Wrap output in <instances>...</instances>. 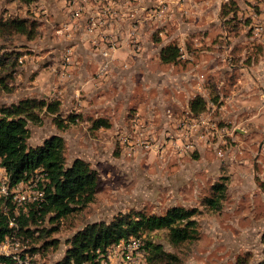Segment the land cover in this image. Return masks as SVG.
<instances>
[{"label":"rangeland","instance_id":"1","mask_svg":"<svg viewBox=\"0 0 264 264\" xmlns=\"http://www.w3.org/2000/svg\"><path fill=\"white\" fill-rule=\"evenodd\" d=\"M31 1L0 0V28L7 30L5 24L12 19H27L28 30L33 34V38H29V33L10 30L0 34V109L26 98L48 104L57 102L56 114L46 107L34 109L38 118L28 121V145H40L52 135L60 134L66 142L67 165L83 158L100 178L94 201L79 206L67 217L53 219L54 214L50 213L45 226L26 232L30 250L36 254L34 263L55 264L61 260L72 236L91 222H109L122 213L134 211L164 214L180 205L198 209L199 237L175 245L166 229L146 232L147 240L161 244L167 253L166 259L158 264H260L264 260V125L258 134H245L238 127L250 129L252 124L242 118L220 120L218 133L202 140L200 145L195 141L189 147L185 139L178 140V134L158 132L148 119L143 123L144 115H137L139 108H128L129 121L124 129L115 114L95 112L89 106L63 107L59 87L53 81L49 83L55 78V59L39 55V46L29 44L42 35L39 15L34 12L20 15L22 4ZM248 1L255 17L245 11ZM211 7H217V12L213 9L204 18L192 20L196 28L189 40L181 43L176 38L170 43L179 47L180 57H205L195 64L200 65L203 84L210 87L205 96L207 104L210 108L214 104L232 111V88L227 82L218 89L212 66L218 61L219 71L223 70L229 80L234 68L230 55L262 52L263 44L253 45L251 38L257 26L264 25V0H214L207 9ZM241 34L245 40L238 44L237 37ZM208 55L228 56L217 59L214 56L210 61L212 57ZM45 69L52 74L43 73ZM121 86L122 80L112 81V97L120 92ZM249 113L245 111L243 117ZM56 115L65 124L64 129L55 123ZM98 117L113 121L110 132L94 127L93 121ZM223 127L225 130H220ZM218 180L227 182V196L221 209L213 210L205 199ZM52 240L55 242L46 243ZM148 264L157 262L148 258Z\"/></svg>","mask_w":264,"mask_h":264},{"label":"crops","instance_id":"2","mask_svg":"<svg viewBox=\"0 0 264 264\" xmlns=\"http://www.w3.org/2000/svg\"><path fill=\"white\" fill-rule=\"evenodd\" d=\"M211 4L214 0H32L22 4L20 15H39L42 35L28 43L39 46V55L55 59V78L48 82L59 87L63 107L89 106L95 112L115 114L120 122L115 121L122 123L124 129L129 121L128 108H139L137 115H144L143 123L148 119L158 132L176 133L178 140L200 145L202 140L218 133L215 123L220 120L242 118L252 124L250 129L238 127L245 134H258L264 125V25L257 26L251 38L257 43L253 45L263 44L262 52L230 55L234 61L228 77L231 79L223 70L219 71L218 61L212 66L218 89L227 82L232 88V111L213 104L219 110L207 117L204 124L196 125L210 106L195 114L190 101L198 94L205 97L210 89L200 79V65L195 64L205 57L181 55L177 62L161 60L162 48L172 40L178 38L185 43L191 38L196 28L194 18L202 19L213 9L217 12V7L207 9ZM251 9L248 1L245 11L255 17ZM244 40L242 34L237 37L238 44ZM107 49L112 70L102 74L99 69ZM214 56L217 59L226 55H211L210 61ZM44 72L52 74L50 69ZM57 77L64 79L58 81ZM120 80V92L112 97V81ZM247 110L251 113L243 117ZM108 122L110 126L101 127L110 132L113 121Z\"/></svg>","mask_w":264,"mask_h":264},{"label":"trees","instance_id":"3","mask_svg":"<svg viewBox=\"0 0 264 264\" xmlns=\"http://www.w3.org/2000/svg\"><path fill=\"white\" fill-rule=\"evenodd\" d=\"M5 25L7 30L0 28V34L10 30L9 32L20 34L29 33V38H33L32 31L27 27V19H12ZM179 57L180 50L175 43L162 48L163 62H177ZM207 105L205 97L200 94L190 101L191 110L195 114L207 110ZM45 107L53 114L59 110L57 102L48 104L36 98H26L18 104L0 109V155L10 172L13 184L29 179L37 170L47 173L49 182L42 211L44 214L53 213L52 218L55 219L67 217L78 210L79 206H86L94 201L100 178L99 173L83 158L78 157L67 165L64 153L66 142L60 134L52 135L40 145H28V121L37 120L35 108ZM54 120L60 129L65 128V124L57 115ZM93 125L96 128L110 126V123L100 117L93 121ZM227 189L226 181H216L212 185V194L205 199V204L213 210H220L227 196ZM198 212L195 207L179 205L169 208L164 214L134 211L122 213L109 222H91L72 236L64 257L55 264H100L97 259L99 253L119 239L132 235L144 237L145 247L149 252L148 258L158 264L166 259L167 253L161 244L147 240L145 233L166 229L170 241L175 245L193 241L199 237V224L196 219ZM10 230L7 217L0 208V241ZM49 232L48 230L46 234ZM54 242L46 241L47 244ZM260 264H264V260Z\"/></svg>","mask_w":264,"mask_h":264},{"label":"built area","instance_id":"4","mask_svg":"<svg viewBox=\"0 0 264 264\" xmlns=\"http://www.w3.org/2000/svg\"><path fill=\"white\" fill-rule=\"evenodd\" d=\"M103 56L105 59L99 69L102 74L110 67V51L104 50ZM215 112L211 107L201 114L197 123L204 124L205 119L213 116ZM215 126L218 127V124L215 123ZM187 144L193 147L192 143ZM48 182L47 173L37 170L29 179L13 184L10 172L0 155V208L6 215L11 229L0 241V264H35L36 254L30 250L26 232L48 223L50 213L44 214L42 211ZM148 255L144 237L132 235L109 245L104 252L99 253L97 259L100 264H148Z\"/></svg>","mask_w":264,"mask_h":264}]
</instances>
